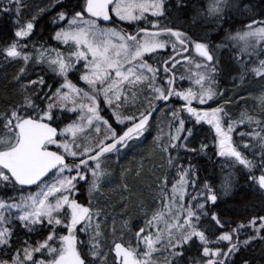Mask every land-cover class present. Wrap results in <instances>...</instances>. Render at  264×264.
Instances as JSON below:
<instances>
[{"label":"snow or ice","instance_id":"snow-or-ice-1","mask_svg":"<svg viewBox=\"0 0 264 264\" xmlns=\"http://www.w3.org/2000/svg\"><path fill=\"white\" fill-rule=\"evenodd\" d=\"M49 3L0 0V65L17 67L0 103V264H264V247L245 255L264 245V112L233 118L218 87L264 81V0ZM160 112L154 181L129 210L128 177L147 170L121 169L113 215L109 161ZM238 187L248 196L226 219L214 209Z\"/></svg>","mask_w":264,"mask_h":264},{"label":"trees","instance_id":"trees-1","mask_svg":"<svg viewBox=\"0 0 264 264\" xmlns=\"http://www.w3.org/2000/svg\"><path fill=\"white\" fill-rule=\"evenodd\" d=\"M206 2V0H205ZM199 0H196V3L194 6H198ZM29 8L32 11H36L38 8H48L50 7L49 0H28ZM55 13L53 12V15ZM27 15V14H26ZM239 19H244V17H239ZM51 16L45 12L43 16L40 19L39 27L37 29L38 32L42 33L43 39H46L49 37V35L52 32V26H51ZM164 22V21H162ZM129 30H132L133 26L129 24H125ZM237 28L240 27L239 24L236 25ZM0 32H4L7 34H10L9 28L0 24ZM17 71L16 66H2L0 65V103L3 102L5 99V94L10 93L12 91L11 85L9 84V81L12 77V75ZM75 82V81H74ZM185 87L188 86L187 82H185ZM219 89L224 91V97L223 99H231L232 102L225 104L224 106L228 110V112L233 116V118L238 119L241 112H248L249 114H255L259 116L262 112H264V106L259 105L257 100L260 92L264 90V81L259 80L258 78H253L249 76L243 83H238L236 87H233V82L231 77H221L220 82L218 84ZM244 97L243 100H240L239 97ZM223 99L218 98V102L223 103ZM178 105V104H177ZM176 105V106H177ZM215 106V105H213ZM164 115L163 112H160ZM159 113H156L157 120L153 123V129H152V135L147 136V139L143 141L142 144H138L139 147L136 148L137 154L135 155L136 159H139V164L141 161H144V166L146 171V175H144L141 178H136L134 175L128 177V183L135 189V192L133 193V203L129 205V210L135 208V204L137 202V197L141 190H146L147 185L152 184L154 181V176L152 175V172L150 171L153 167V164H159L161 162V159L159 160L158 155H156V148L154 147L153 143V137L156 135V126L159 124ZM165 116V115H164ZM205 128H207V125H205ZM243 128V126H241ZM199 139H203V134L199 137ZM209 142L211 140V136L208 137ZM158 150V149H157ZM130 152V151H129ZM124 156L122 154L121 160L119 161L120 164L117 166V180H121L120 172L121 169H135L136 167L132 166L133 162L127 163V157L129 156V153ZM134 157V158H135ZM201 168H207L208 172H212L213 168L212 165L207 161L205 157H198L197 158ZM138 164V165H139ZM122 165V167H121ZM137 165V166H138ZM120 166V167H119ZM159 174V173H157ZM205 175L204 172H201V177ZM216 175L221 176L222 173L219 172V169H216ZM118 181V182H119ZM119 188V185H117ZM108 194H112L111 189H107ZM87 193L82 194V198L85 197ZM116 197H107V199L110 201L106 205L108 208V211L110 213L116 214V216L120 213L119 205V197L117 193L114 195ZM248 196V193L246 190H242L241 187H238L236 190V193L233 196L223 198L219 202V208L214 209L217 211H220L224 214V218L226 219H234L236 218V213H234L231 209L236 205V202L245 200ZM115 201V202H114ZM116 203L115 206V212H112L111 206ZM264 247V245H261L260 243H256L253 250L251 252L245 253V255L248 256H255L259 257L261 255V249Z\"/></svg>","mask_w":264,"mask_h":264},{"label":"rangeland","instance_id":"rangeland-1","mask_svg":"<svg viewBox=\"0 0 264 264\" xmlns=\"http://www.w3.org/2000/svg\"><path fill=\"white\" fill-rule=\"evenodd\" d=\"M125 24H127L126 22H124ZM52 43H55L54 41L52 42ZM80 86H83V84H82V82H81V84H80ZM257 102H258V104L259 105H261L260 104V102H259V99L257 100ZM178 106V105H177ZM158 117H159V123L161 122V121H164V122H166L167 121V118L162 114V113H159V115H158ZM139 147V145H137L135 148H133L129 153H131V154H129V156L126 158L127 159V163H131V161L133 162V164H132V166H134V167H137V165L139 164V159H136V157H135V155L137 154V152H136V148H138ZM156 155H158V150L156 149ZM121 157H122V154H121V156L119 157V158H117L115 155H113L112 156V158H111V160L109 161V163L112 165V169H113V172H114V174H113V184L112 185H110L108 188H105L103 191H104V199L105 200H108L107 199V197H113V199H114V197H116V196H114L116 193H117V191H116V189H118V187H117V185H120L121 184V182H122V180H117V166L120 164V160H121ZM135 157V158H134ZM157 158H159V160L161 159L160 158V156L158 155V157ZM122 161V160H121ZM160 163H162V161L160 162ZM159 163V164H160ZM120 167V166H119ZM121 167H122V165H121ZM146 175V174H145ZM120 177H121V175H120ZM131 178H132V176H131ZM119 181V182H118ZM107 189H111L112 190V194H108V192H107ZM115 202V201H114ZM102 203H103V201H102ZM117 204L116 203H114L113 204V202H112V206H111V208H113V207H115ZM131 210H133V208L131 209ZM113 215H116V214H114L113 213Z\"/></svg>","mask_w":264,"mask_h":264},{"label":"flooded vegetation","instance_id":"flooded-vegetation-1","mask_svg":"<svg viewBox=\"0 0 264 264\" xmlns=\"http://www.w3.org/2000/svg\"><path fill=\"white\" fill-rule=\"evenodd\" d=\"M51 26H52V25H51ZM120 26L125 27V28H127V29L129 30V28L125 25L124 22H122ZM52 29H53V26H52ZM47 39H48V38H46V39H44V40H47Z\"/></svg>","mask_w":264,"mask_h":264}]
</instances>
